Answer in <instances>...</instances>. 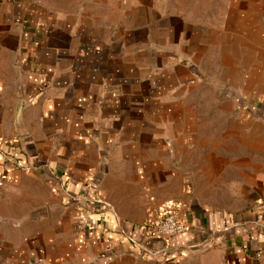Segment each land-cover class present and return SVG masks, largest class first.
I'll return each mask as SVG.
<instances>
[{
	"label": "crops",
	"instance_id": "0c3cea01",
	"mask_svg": "<svg viewBox=\"0 0 264 264\" xmlns=\"http://www.w3.org/2000/svg\"><path fill=\"white\" fill-rule=\"evenodd\" d=\"M0 264H264V0H0Z\"/></svg>",
	"mask_w": 264,
	"mask_h": 264
},
{
	"label": "built area",
	"instance_id": "2783aa9c",
	"mask_svg": "<svg viewBox=\"0 0 264 264\" xmlns=\"http://www.w3.org/2000/svg\"><path fill=\"white\" fill-rule=\"evenodd\" d=\"M145 226L152 238L164 242L186 233L189 229L188 224L177 218L171 209H163L150 216L146 220ZM134 245L138 249V254L143 258L152 259L159 255V252H153L139 243L134 242Z\"/></svg>",
	"mask_w": 264,
	"mask_h": 264
},
{
	"label": "rangeland",
	"instance_id": "374dc122",
	"mask_svg": "<svg viewBox=\"0 0 264 264\" xmlns=\"http://www.w3.org/2000/svg\"><path fill=\"white\" fill-rule=\"evenodd\" d=\"M216 19V21H217V23H221L222 24V18H215Z\"/></svg>",
	"mask_w": 264,
	"mask_h": 264
}]
</instances>
